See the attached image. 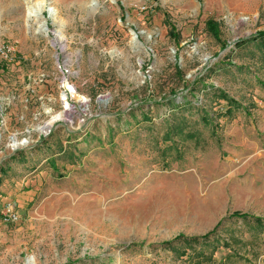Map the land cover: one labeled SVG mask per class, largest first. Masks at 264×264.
<instances>
[{
    "label": "rangeland",
    "instance_id": "obj_1",
    "mask_svg": "<svg viewBox=\"0 0 264 264\" xmlns=\"http://www.w3.org/2000/svg\"><path fill=\"white\" fill-rule=\"evenodd\" d=\"M91 1L0 0V47L14 48L0 54V264H264V134L249 128L264 106V0ZM31 2L61 26L44 11L37 33ZM206 85L242 107L227 115ZM185 97L214 122L172 112ZM181 113L199 142L175 137L165 154L164 120ZM220 222L196 246L211 261L163 245Z\"/></svg>",
    "mask_w": 264,
    "mask_h": 264
},
{
    "label": "trees",
    "instance_id": "obj_2",
    "mask_svg": "<svg viewBox=\"0 0 264 264\" xmlns=\"http://www.w3.org/2000/svg\"><path fill=\"white\" fill-rule=\"evenodd\" d=\"M208 29L215 37H219L220 35V28L219 24L215 21H209L207 23ZM174 28H172L171 33L176 35L173 32ZM261 35H264V33H261ZM210 86L206 85L205 92L209 93L210 91H213L214 95H217V92L219 91V96L221 99H224L228 102V109L226 111L227 115H233L234 111L236 108L237 110L242 107V104L229 96L227 93L224 91H221L219 89H216L214 85ZM209 88V90H208ZM191 94H194V91L191 92ZM199 102V101H197ZM172 112H177V110H195L198 113H201L199 116V120L203 122V124L206 126H209L214 122V118L210 115L209 111L206 108L205 104H200V103H194L192 100H188L186 97L183 100L180 101H172ZM172 116H175L174 114H171ZM167 121L169 123V129L168 131L164 134L163 141L164 142H169L171 141L172 144L168 145L163 149V153H167L170 151L174 146H177V143L175 141V137H180L181 141H186V140H192L196 139L199 142V133L198 131H186L190 127V123H188V120L186 117L181 113V119L178 121L176 118L174 121H170V119H165L164 122ZM193 122H196L193 121ZM169 164V163H168ZM230 217H235V218H244L247 219L251 217L250 215L246 213H241V212H235L233 213ZM254 223H255V228L263 231L264 230V218L262 217H255L254 218ZM221 225V222L216 225V227L203 235L199 236H191L188 237L184 234H179L175 236L174 238L167 240L163 242V245L170 248L171 250L175 251H180V255L184 256L186 255V252L188 249H191L193 252V258L191 260L197 258V259H206V260H212V257H207V255L204 253L203 249H196V246H204L207 247L210 245L211 241L209 240V237L211 235H215L218 227Z\"/></svg>",
    "mask_w": 264,
    "mask_h": 264
},
{
    "label": "bare ground",
    "instance_id": "obj_3",
    "mask_svg": "<svg viewBox=\"0 0 264 264\" xmlns=\"http://www.w3.org/2000/svg\"><path fill=\"white\" fill-rule=\"evenodd\" d=\"M53 4H54L53 1L50 2V5H53ZM50 5H49V3L48 4H42V3H39V2H36V3L35 2L34 3L31 2V5L28 7V10H29L28 16L35 18L36 25L38 27L37 33H39V34L43 33L44 35H46V34H48V30H49L46 21L42 17V15H43L42 13L44 11L50 12V17L53 19V23L56 26H58V27L61 26L59 21H58L57 10L55 9V7H51ZM93 5H96V0L91 1L90 6H93ZM56 32L61 36V38H63L61 30H57ZM63 117H64V113L63 112L55 114V116L53 117V120L51 121L50 124L52 125L54 122L62 120ZM25 143H26L25 141L24 142H16V141H14L12 146L14 148H16V147H18V146H20L22 144H25Z\"/></svg>",
    "mask_w": 264,
    "mask_h": 264
},
{
    "label": "built area",
    "instance_id": "obj_4",
    "mask_svg": "<svg viewBox=\"0 0 264 264\" xmlns=\"http://www.w3.org/2000/svg\"><path fill=\"white\" fill-rule=\"evenodd\" d=\"M14 52V48H13V45H9V44H3L1 47H0V54L2 57H4L5 59H8ZM63 73H70V70L67 68V67H64L63 68ZM67 86V85H66ZM70 86V85H69ZM67 86L66 87V92L68 95H72L74 93H76V91L73 89V87H69ZM66 100V99H65ZM85 102L86 99H83ZM104 101H106V99H103ZM86 106V105H85ZM57 122V121H56ZM51 128V127H50ZM49 128V129H50ZM48 130V129H46ZM41 131L42 134H49L50 133V130L49 131ZM18 219V216L16 213L12 212V211H8L7 214H6V220L8 221H15Z\"/></svg>",
    "mask_w": 264,
    "mask_h": 264
},
{
    "label": "crops",
    "instance_id": "obj_5",
    "mask_svg": "<svg viewBox=\"0 0 264 264\" xmlns=\"http://www.w3.org/2000/svg\"><path fill=\"white\" fill-rule=\"evenodd\" d=\"M253 112V117L249 119V128L251 127V129L253 128L254 131L260 132V134H264V106H258ZM241 138L242 139L240 141H243V143L251 142V138H246L245 135Z\"/></svg>",
    "mask_w": 264,
    "mask_h": 264
}]
</instances>
